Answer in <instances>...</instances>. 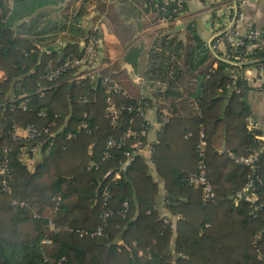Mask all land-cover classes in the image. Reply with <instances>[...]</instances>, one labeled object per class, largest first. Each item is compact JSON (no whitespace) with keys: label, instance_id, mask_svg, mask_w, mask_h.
<instances>
[{"label":"trees","instance_id":"1","mask_svg":"<svg viewBox=\"0 0 264 264\" xmlns=\"http://www.w3.org/2000/svg\"><path fill=\"white\" fill-rule=\"evenodd\" d=\"M10 1L0 0V165L6 159L8 167L7 190L0 176V264H264V150L253 170L231 157L258 146L243 100L254 88L240 68L212 55L196 20L184 21L180 31L172 23L159 30L150 49L146 75L164 84L167 99L158 107L162 125L150 157H127L128 138L101 160L110 137L146 124L152 96L137 105L122 89L110 94L124 106L112 124L98 79L77 82L73 69L45 77L47 62L58 66L82 54L78 42L40 48L55 43L54 30H78L76 22H53L42 12L63 0ZM151 8L156 22L160 3ZM90 34L100 38L90 29L84 39ZM28 125L40 134L14 135L15 126ZM200 139L214 192L209 202L189 182ZM31 147L42 153L33 170L21 160ZM249 181L250 199L237 198Z\"/></svg>","mask_w":264,"mask_h":264},{"label":"crops","instance_id":"2","mask_svg":"<svg viewBox=\"0 0 264 264\" xmlns=\"http://www.w3.org/2000/svg\"><path fill=\"white\" fill-rule=\"evenodd\" d=\"M206 1L187 0L186 10L174 24L176 25L175 31H180L184 27V21L194 18L200 37L210 47L213 33ZM251 1L256 0L247 1L244 7L247 19L255 25L264 26V17L257 21L252 15L255 11L252 12L250 8L248 9V5L253 6ZM152 2V0H63L55 5L42 8V12L47 13V17L51 18L53 22L73 21L76 22L77 27H75L78 28L76 31L54 30L49 36L55 37V43L50 46H57L56 50H59L68 42H78L79 45H83L84 34L90 29H97L100 35L99 47L101 46V49L99 53L102 69L113 75L128 97L152 96V108L145 112L149 126L148 144L141 153L146 159L150 157L151 144L156 140V134L160 128L158 107L167 104V99H163L161 96L164 84L146 75V70L151 62L149 60L150 49L153 47L155 38L158 37V31L167 28L156 29L155 13L151 8ZM8 4L10 6V0H8ZM183 35L180 33L178 37L183 38ZM48 47L40 48L48 51ZM212 55L217 58L213 51ZM251 86L254 90L248 92L243 100L250 107L253 119L264 130V90L258 86L254 79L251 81ZM163 114L169 115L168 109L165 108ZM15 133L20 138H24L25 127H18ZM31 148H34V154H31L30 150H26V148L21 151L28 153L25 156V161L29 155L33 157L32 160L26 161L29 170L34 169L36 161L42 155L40 148ZM116 177H119V174H116ZM160 183L163 184V182Z\"/></svg>","mask_w":264,"mask_h":264},{"label":"built area","instance_id":"3","mask_svg":"<svg viewBox=\"0 0 264 264\" xmlns=\"http://www.w3.org/2000/svg\"><path fill=\"white\" fill-rule=\"evenodd\" d=\"M160 3V16L156 21V29L161 27H168L171 23L174 24L180 19L183 14V0H152ZM170 1H175L174 7L167 13L166 7ZM211 7L208 8L210 14L211 30L213 38L210 44L211 50L215 53L217 58L225 60L237 68H240L241 74L244 78L250 82L254 81L260 88L264 90V26H258L250 22L244 12V7L249 0H227L220 2V0H208ZM174 14L176 16H174ZM244 67V68H243ZM73 69L74 80L79 81L82 78L89 77L93 80L98 79L106 94L108 117L112 124H114L121 110L124 106L115 105L110 100V94L119 92L121 90L120 85L116 80L108 75L101 74L102 63L99 53V39L90 34L82 45V54L77 56L69 54L58 65L53 66L51 61L47 62L45 67V77L48 80H52L58 77L63 71ZM137 98V105L139 99ZM20 108L25 110L26 104L21 103ZM130 109V107H126ZM85 126V124H83ZM162 122L159 121V126ZM246 125L248 130L254 135V138L258 142V146L246 155L237 156L232 155L234 162L243 164L251 168L252 170L257 167V159L259 154L264 150V130L260 128L259 123L256 122L252 115H248L246 118ZM148 122L140 129H128L120 138L116 140L110 137L106 142V150L104 151L101 160L107 159L111 156V149L113 147L121 146L126 139L132 138L131 144L132 151H127L125 155L129 157L132 153H142L146 148L147 142V130ZM18 129L14 127V135L18 136L15 131ZM47 130L45 129L44 132ZM40 134L37 128L28 125L25 127L24 138H33ZM205 146L206 143L203 139H200L197 145L198 159L197 170L194 174L189 176V182L191 184L201 186L202 200L209 202L214 200V192L207 176V168L205 164ZM31 154L35 153L34 148H29ZM28 153L21 152V160L25 161V156ZM33 157L29 155L26 161L32 160ZM26 161L24 162L26 164ZM99 163L94 164L95 167ZM8 174L7 160L4 159L0 165V176L4 184V189H8L5 184V180ZM251 186L249 181L243 189L237 193V198L244 197L250 199L247 195V190ZM104 201L109 196L107 191L103 192ZM105 204V202H104ZM110 215V210H106L103 213L104 219ZM101 229H97L96 233L99 234ZM48 242V241H47Z\"/></svg>","mask_w":264,"mask_h":264},{"label":"rangeland","instance_id":"4","mask_svg":"<svg viewBox=\"0 0 264 264\" xmlns=\"http://www.w3.org/2000/svg\"><path fill=\"white\" fill-rule=\"evenodd\" d=\"M217 1V0H216ZM227 0H220V2H225ZM250 3L253 4V6H249L248 5V9L250 8V11H255L253 12V18L257 21H259L260 19H262V17H264V0H256V1H251ZM206 8L208 9L209 7H211L209 5V1H206ZM252 9V10H251Z\"/></svg>","mask_w":264,"mask_h":264},{"label":"water","instance_id":"5","mask_svg":"<svg viewBox=\"0 0 264 264\" xmlns=\"http://www.w3.org/2000/svg\"><path fill=\"white\" fill-rule=\"evenodd\" d=\"M57 49V46H49L48 50L55 51ZM80 49L82 50V44L80 45ZM101 49V46L99 47V50ZM160 187H163V184H159Z\"/></svg>","mask_w":264,"mask_h":264}]
</instances>
